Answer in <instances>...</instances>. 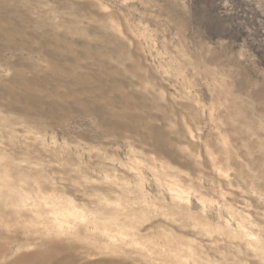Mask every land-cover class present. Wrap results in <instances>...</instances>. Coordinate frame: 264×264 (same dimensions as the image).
I'll use <instances>...</instances> for the list:
<instances>
[{"label": "rangeland", "instance_id": "rangeland-1", "mask_svg": "<svg viewBox=\"0 0 264 264\" xmlns=\"http://www.w3.org/2000/svg\"><path fill=\"white\" fill-rule=\"evenodd\" d=\"M0 264H264V0H0Z\"/></svg>", "mask_w": 264, "mask_h": 264}]
</instances>
